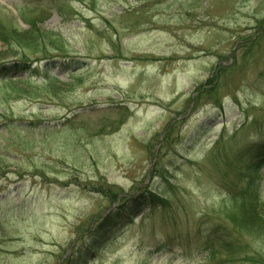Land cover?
Returning <instances> with one entry per match:
<instances>
[{
    "label": "rangeland",
    "instance_id": "374dc122",
    "mask_svg": "<svg viewBox=\"0 0 264 264\" xmlns=\"http://www.w3.org/2000/svg\"><path fill=\"white\" fill-rule=\"evenodd\" d=\"M1 23L16 34L0 42V72L14 58L40 68L0 82V264H213L196 250L218 249L206 228L229 229L219 182L264 132V0H0ZM245 116L257 126L239 128ZM142 190L159 207L79 253L99 239L88 225ZM234 238L241 250L217 264H264V237ZM161 239L185 252L151 253Z\"/></svg>",
    "mask_w": 264,
    "mask_h": 264
},
{
    "label": "trees",
    "instance_id": "16d2710c",
    "mask_svg": "<svg viewBox=\"0 0 264 264\" xmlns=\"http://www.w3.org/2000/svg\"><path fill=\"white\" fill-rule=\"evenodd\" d=\"M12 31V32H11ZM9 32L16 34L15 29H11ZM16 40V39H15ZM257 40V39H256ZM35 41H39V38H29L27 44H31ZM20 42V41H19ZM21 45V43H17ZM219 70V69H218ZM221 71H219L220 74ZM217 79H212L208 85H217ZM214 88L210 91H214ZM260 183L259 178L249 181L243 179H235L228 183H224L227 194L223 203V211L220 210L224 216L225 221L230 225L227 230H220L218 228L213 229V242L219 245V249L216 251L214 249L208 250V260H216L217 255L220 251H225L228 255L233 256L240 249L239 241L237 237L251 236V237H264L260 232H251L252 230L264 229V202L261 204H256L257 199V184ZM252 188V198L249 200L243 195V189ZM251 262H257L251 260ZM213 264H217L216 261Z\"/></svg>",
    "mask_w": 264,
    "mask_h": 264
}]
</instances>
